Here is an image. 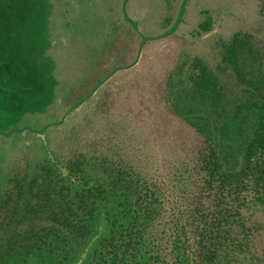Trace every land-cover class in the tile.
<instances>
[{"label":"trees","instance_id":"trees-1","mask_svg":"<svg viewBox=\"0 0 264 264\" xmlns=\"http://www.w3.org/2000/svg\"><path fill=\"white\" fill-rule=\"evenodd\" d=\"M163 1L159 28L182 42L141 52L163 49L166 67L136 70L123 29L80 82L56 85L68 93L47 116L1 99L51 85L35 25L51 0H0V136L23 134L0 192V264H264V0L225 36L208 8L182 35L181 0Z\"/></svg>","mask_w":264,"mask_h":264},{"label":"rangeland","instance_id":"rangeland-1","mask_svg":"<svg viewBox=\"0 0 264 264\" xmlns=\"http://www.w3.org/2000/svg\"><path fill=\"white\" fill-rule=\"evenodd\" d=\"M180 2L182 6L181 18L184 20V24L188 26V22L191 21L190 27H187L188 30L185 26H183L184 30H180L182 26L178 27L182 35L190 34L189 30H192L195 25L192 22H196L201 16L200 9H212L217 14V20L220 22L218 23L220 31L218 34L222 36L228 32L227 28L234 31L238 28L251 26L258 21L255 13L256 0H181ZM163 9V0H51V6H44L37 14L35 25L40 28L43 25L44 29H47V34L40 33L36 37V41L43 43V53L40 59L44 65V72L49 75L46 80L52 81L49 82L52 86L47 84L46 89H34L22 97L19 95V90L13 91L7 95V100L6 98L1 99L2 102L12 104L16 103V100L23 99L35 103H45L42 113L48 116L49 107L50 112L56 110L63 103L62 100L66 99L65 95L68 93L66 89L63 90L56 85L63 86L68 83L80 82L78 74L92 69L91 66L94 65L97 57L109 50V42L113 37H117L123 29L128 32L130 29L136 34L137 46L132 63L136 70L142 71L147 67H157L158 69L166 67L168 64L163 61V49L159 48L154 55H151L154 51L151 47L148 50L151 58L147 53L142 54L141 52L145 44L154 41L159 47L167 46L168 43L172 45L182 42V39L176 40L175 36L171 35L166 43L165 37L170 33L172 25L165 29L159 28L158 23ZM176 12L172 21L179 18ZM205 15L207 16V13ZM58 19L60 25L56 28L54 26ZM54 29L58 31L54 32ZM183 40H186V44L182 45L183 49L207 58L209 48L205 42L197 47L191 38L186 37ZM170 52H172L171 49ZM28 67V65H22L19 68L25 73L26 81L30 77ZM13 71L15 74L17 73L14 69ZM131 78L137 83L144 84L146 82L145 75L133 74ZM61 97L64 98L60 100ZM54 101H57L54 103L56 107L51 108ZM77 114L79 118L80 113L77 112ZM20 121L24 123L23 120L20 119ZM17 125L19 126V124ZM22 135L18 131L11 132L10 136L6 138L9 139L8 141L0 136V192L12 167L11 164L17 158L14 156L17 143L13 142L16 139L19 140ZM24 138L26 139V137ZM259 239L260 241L264 240V231Z\"/></svg>","mask_w":264,"mask_h":264}]
</instances>
